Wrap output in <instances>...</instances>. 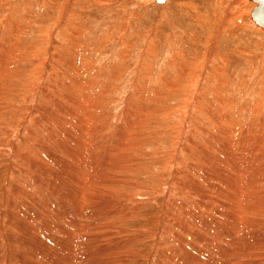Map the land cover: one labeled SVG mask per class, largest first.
Here are the masks:
<instances>
[{
  "label": "rangeland",
  "instance_id": "1",
  "mask_svg": "<svg viewBox=\"0 0 264 264\" xmlns=\"http://www.w3.org/2000/svg\"><path fill=\"white\" fill-rule=\"evenodd\" d=\"M253 5L0 0V264H152L178 208L196 220L178 264L211 245L206 264H264V30ZM48 126L83 129L67 131V152L94 150H81L70 186L44 185L36 158L24 172L23 152ZM231 177L243 208L223 195L211 207L208 183L225 190Z\"/></svg>",
  "mask_w": 264,
  "mask_h": 264
},
{
  "label": "bare ground",
  "instance_id": "2",
  "mask_svg": "<svg viewBox=\"0 0 264 264\" xmlns=\"http://www.w3.org/2000/svg\"><path fill=\"white\" fill-rule=\"evenodd\" d=\"M63 117V116H62ZM59 118V117H58ZM52 119V118H50ZM49 119V120H50ZM49 120L47 122H49ZM59 120V119H58ZM51 121V120H50ZM53 122V121H51ZM60 122V121H59ZM56 123V122H55ZM64 123H68V122H65ZM50 124V123H49ZM52 126L53 123H51ZM65 125V124H64ZM68 125V124H66ZM56 126V124H55ZM70 126V125H69ZM59 127V126H58ZM61 128V127H60ZM58 129V128H56ZM69 129H72L74 130L75 132H77L78 134H80L82 136V134H84V132L82 130L79 131V128L77 127H65L62 128L61 130L59 129L58 130H55V129H51L49 126L45 129V132L43 134V137L42 139L45 141L43 143H41V146L38 144V146L40 147H36L37 150L34 151L32 150L31 151V154H29L28 152H23L22 156H21V160L26 164L27 167H29V170H24V168H22V170H24V172H31L33 170V168L29 165L28 163V160L27 158H36L38 159L41 163H42V167L41 169H39L43 176H44V179L46 180L45 183H43L44 185L46 184L47 181H51L53 180L54 183L57 184H60L61 186H70L76 179L77 177L80 175V172H79V168L77 167V173H74L72 172V170L74 169V165L73 163H75L76 161H78L80 158H81V150H84V149H88L89 152H92L94 150L90 149V147H72V152H67V148H69V146L71 145L70 143V138L72 139L74 137V132L71 131V137L67 136V133L69 134V132H67ZM70 131V130H69ZM85 132H88L87 130ZM97 132V131H96ZM77 134V136H78ZM96 135V134H95ZM93 136V135H92ZM79 137V136H78ZM41 138V137H40ZM80 138V137H79ZM79 138H78V141H79ZM83 138V137H82ZM41 141V140H40ZM90 141V140H89ZM34 142V141H33ZM42 142V141H41ZM76 142V141H75ZM37 143V142H36ZM74 143V142H73ZM90 144V143H89ZM95 144V143H94ZM85 145V144H84ZM51 146V148H50ZM34 148V147H33ZM38 148L41 150L42 153L39 152ZM93 148H94V145H93ZM64 152V153H63ZM78 152V153H77ZM59 153V154H58ZM36 156V157H33V156ZM72 155V156H70ZM43 156L46 158L45 160H42L43 159ZM69 157V158H67ZM70 162L72 163L71 165ZM53 164V169L56 171V175H52L51 174V168H52V165ZM78 165V164H77ZM214 168V167H213ZM38 171V170H37ZM76 171V170H75ZM237 171V170H236ZM221 175V174H220ZM231 175L239 178V174L236 173V172H232ZM51 176V177H50ZM219 176V175H218ZM65 177H70L71 180L69 182L65 181ZM216 179V178H215ZM224 179V178H223ZM120 180V179H119ZM119 180H112L113 183L115 184H120V181ZM220 180V178H219ZM222 184H223V181L222 180ZM216 182V181H215ZM219 182V181H218ZM215 184V183H214ZM221 184V185H222ZM22 186L19 187L20 190H18V192H20V194H18V192H16V195L14 196V198L16 197V199L14 200V202L16 203L19 198L21 197L22 193H23V184H21ZM218 185V184H216ZM58 186V185H57ZM222 186L225 187V190H223V188H220L221 186L219 187H215L214 185H212L211 183H208V186H207V189L209 191V198H208V202L210 204L211 207H213V205L219 200L218 199V196H221L224 194H227L228 191L227 189H230L231 190V193L234 195L236 194V196L233 197L232 201L229 199V198H225V196L221 197L222 199V202L221 204H223V199L227 200L232 206L233 208H238L239 206H241L239 204L238 207L237 206V201L240 200V195L242 193L241 190H238L241 186L239 184H237L236 182H234L232 180V177L230 179V182L229 184L227 185V182L224 183ZM44 188L46 190H50L47 188V186H44ZM56 190V189H55ZM53 189H51V194L54 196V197H57L59 195V190L58 191H55ZM243 194V193H242ZM12 195V194H11ZM82 196V195H81ZM80 196V197H81ZM233 196V195H232ZM229 197V194L228 196ZM243 197V196H242ZM241 197V199L243 200V198ZM245 200V199H244ZM220 201V200H219ZM13 202V203H14ZM195 202L198 203V201L195 200ZM194 202V205L196 206H199V204H196ZM225 202V201H224ZM227 202V203H228ZM14 203V204H15ZM227 205H225L224 207L221 206L218 210H216L215 214L218 215L220 217V219H222V215H225L227 214L226 211L228 210ZM79 207H80V201H79ZM240 209H242L241 207H239ZM238 208V209H239ZM230 209V207H229ZM118 211V210H117ZM115 211V212H117ZM123 212V210H120ZM118 211V212H120ZM172 211V210H171ZM15 212V210H14ZM117 212V213H118ZM169 212V211H167ZM242 212V211H241ZM231 214V212H230ZM235 213L233 212L232 213V217H235ZM168 216L170 219H168V222H171L170 225L171 227H169L167 230V232L165 231V238L166 237H169L170 239L169 240H165L163 241V245L162 246V249H158V252H156V259L155 260H152L150 261L152 264H178V257H179V253L181 251V248H182V243H183V240L185 239L186 237V234L188 233L186 231V222H187V219L188 221L190 220L192 222L193 225H195V218L193 215H189V214H184V215H181V210L180 208L178 209H175V214L172 215L171 213H168ZM226 216V215H225ZM211 217H213V215H211ZM218 217V218H219ZM216 218V217H215ZM233 221V220H232ZM208 222V221H207ZM212 223L215 224L216 227H219V228H225L222 223L220 221H218V219H214V220H211ZM167 228V227H166ZM165 228V229H166ZM243 229V224L241 222V225L239 227H234V222L232 224V232H231V235L229 236H225V239H231L233 237V240H234V243L232 245H234L239 236L242 234V233H239L241 232ZM235 230V231H233ZM241 230V231H240ZM163 233V232H162ZM236 233H238L237 235H235ZM239 244V243H238ZM159 248V247H158ZM217 248H215L214 246H210L207 250L203 251L201 256H200V259H199V262L197 264H206L207 261L205 260L206 259V256L208 255V252L211 251V252H214ZM234 253L235 254H238L239 257L241 256V252L240 251V248H239V251H238V247L235 248L234 250ZM216 253V251H215ZM199 253L195 254L193 256V263L196 264V258L198 256ZM218 254V257L213 259L215 261H218L219 258H220V254L217 252ZM244 256V255H243ZM210 258H213L215 256H213L211 253L209 255ZM208 257V258H209ZM242 257V256H241ZM212 260V259H210ZM260 260V259H259ZM150 264V263H149ZM210 264V263H208Z\"/></svg>",
  "mask_w": 264,
  "mask_h": 264
},
{
  "label": "water",
  "instance_id": "3",
  "mask_svg": "<svg viewBox=\"0 0 264 264\" xmlns=\"http://www.w3.org/2000/svg\"><path fill=\"white\" fill-rule=\"evenodd\" d=\"M166 0H154L156 4H163ZM254 5L250 10L252 22L264 30V0H248Z\"/></svg>",
  "mask_w": 264,
  "mask_h": 264
}]
</instances>
